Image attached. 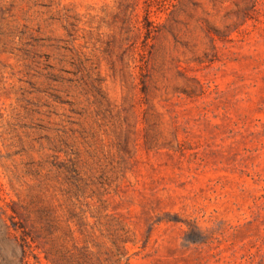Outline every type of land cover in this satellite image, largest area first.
Masks as SVG:
<instances>
[{
    "label": "rangeland",
    "instance_id": "rangeland-1",
    "mask_svg": "<svg viewBox=\"0 0 264 264\" xmlns=\"http://www.w3.org/2000/svg\"><path fill=\"white\" fill-rule=\"evenodd\" d=\"M0 264H264V0H0Z\"/></svg>",
    "mask_w": 264,
    "mask_h": 264
},
{
    "label": "trees",
    "instance_id": "trees-1",
    "mask_svg": "<svg viewBox=\"0 0 264 264\" xmlns=\"http://www.w3.org/2000/svg\"><path fill=\"white\" fill-rule=\"evenodd\" d=\"M12 210V214H14V215H17V213L13 210V209H11ZM8 217L9 218H11V219H14L15 217L14 216H10V215H8ZM4 225V224H3ZM5 226V225H4ZM6 227V226H5Z\"/></svg>",
    "mask_w": 264,
    "mask_h": 264
}]
</instances>
